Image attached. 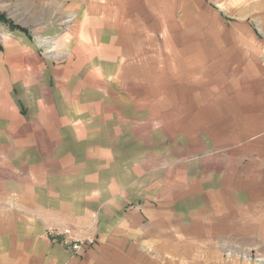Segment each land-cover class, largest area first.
<instances>
[{
  "label": "rangeland",
  "instance_id": "rangeland-1",
  "mask_svg": "<svg viewBox=\"0 0 264 264\" xmlns=\"http://www.w3.org/2000/svg\"><path fill=\"white\" fill-rule=\"evenodd\" d=\"M216 177L256 194L237 234L191 258L154 244L145 205ZM42 190L87 229L116 217L97 264H264L247 226L264 209V0H0V219ZM68 224L45 237L90 238Z\"/></svg>",
  "mask_w": 264,
  "mask_h": 264
},
{
  "label": "crops",
  "instance_id": "crops-1",
  "mask_svg": "<svg viewBox=\"0 0 264 264\" xmlns=\"http://www.w3.org/2000/svg\"><path fill=\"white\" fill-rule=\"evenodd\" d=\"M237 187L229 178L216 177L205 179L200 185L198 182L192 186L189 183L185 190L180 186L176 193L168 190L157 194L158 204L145 205L156 234L157 230L160 234L154 239V244L174 252L176 244H179L177 240H182L184 251L180 252H183L184 258H191L196 253L190 247L193 244L198 246L205 240L210 243L215 242L217 237L237 234L241 224L246 223L241 220L249 215L250 211L246 208L256 201L255 192L247 191L246 188L238 190ZM50 190L48 187L47 195L58 194ZM36 191V201L39 204H35V200L30 201L32 204H26L27 210L24 209L23 212L29 217L23 221L12 215L0 219V264H97L103 258L111 256L112 242L108 235L109 230L114 227L111 225H117L116 217L109 224L94 225L87 229L83 226V221L77 219L73 202L63 204L57 197L45 198L44 190L40 193ZM28 207L32 209L28 210ZM257 216L259 217L248 219L250 222H247V226L254 227L253 233L258 230V235L264 237V209L260 208ZM56 220L78 226L80 229L76 228L82 237L93 236L96 243L76 253L45 237L46 224ZM113 220L116 223L111 224ZM118 220L127 233L140 232L139 229L134 230L133 224V220H139L137 213H130V216L125 217L122 215Z\"/></svg>",
  "mask_w": 264,
  "mask_h": 264
},
{
  "label": "built area",
  "instance_id": "built-area-1",
  "mask_svg": "<svg viewBox=\"0 0 264 264\" xmlns=\"http://www.w3.org/2000/svg\"><path fill=\"white\" fill-rule=\"evenodd\" d=\"M50 233L53 238L59 240L76 253H80L83 249H86L88 246H93L96 243V238L90 237L82 240L77 237L76 233L71 232L69 228L61 229L60 225L51 226Z\"/></svg>",
  "mask_w": 264,
  "mask_h": 264
}]
</instances>
